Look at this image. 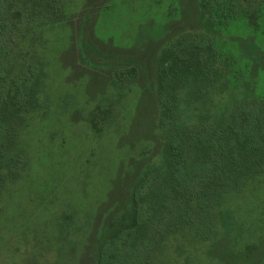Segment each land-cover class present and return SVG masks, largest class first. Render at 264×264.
Listing matches in <instances>:
<instances>
[{
	"label": "trees",
	"instance_id": "obj_1",
	"mask_svg": "<svg viewBox=\"0 0 264 264\" xmlns=\"http://www.w3.org/2000/svg\"><path fill=\"white\" fill-rule=\"evenodd\" d=\"M197 1L202 27L172 36L155 60L160 148L152 157L153 145L143 148L149 161L126 186L125 202L96 234L93 264H178L188 247L187 235L191 248L199 241L222 255L234 232H240L234 202L245 190L264 184V91L257 93L256 82L243 79L234 55L218 40L221 27L239 17L257 26L264 0ZM71 3L0 0V209L30 166L25 131L51 110L49 50L53 34L70 22ZM84 33L79 28V58L99 67L85 51ZM113 67V86L126 89L138 78L135 67ZM74 213L57 222L61 238L76 225ZM244 247L260 252L255 243ZM237 251L227 260L219 256L217 264H236ZM168 252L174 257L167 262Z\"/></svg>",
	"mask_w": 264,
	"mask_h": 264
},
{
	"label": "rangeland",
	"instance_id": "obj_2",
	"mask_svg": "<svg viewBox=\"0 0 264 264\" xmlns=\"http://www.w3.org/2000/svg\"><path fill=\"white\" fill-rule=\"evenodd\" d=\"M68 11L70 22L53 34L49 50L51 110L25 131L30 166L0 209V264H93L96 234L125 202L126 186L149 161L143 148L153 145L150 157L160 148L153 92L156 57L172 36L202 27L197 0H72ZM79 28H85V51L101 66L80 60ZM220 32L219 44L234 55L243 79H252L257 93L263 92L264 8L257 26L242 16ZM113 66L135 67L138 78L126 89L113 86ZM261 186L245 190L233 204L240 232H234L228 253L209 251L194 239L191 248L187 235L188 247L178 264H184V257L185 264H217L219 256L227 260L239 248L236 264H264ZM70 212L80 229L71 227L61 238L56 224ZM68 240L77 244L66 245ZM252 243L260 252L245 249ZM173 257L168 252L163 260Z\"/></svg>",
	"mask_w": 264,
	"mask_h": 264
}]
</instances>
